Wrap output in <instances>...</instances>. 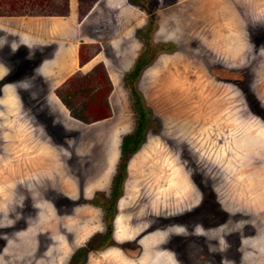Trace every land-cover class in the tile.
Listing matches in <instances>:
<instances>
[{
  "label": "rangeland",
  "instance_id": "obj_1",
  "mask_svg": "<svg viewBox=\"0 0 264 264\" xmlns=\"http://www.w3.org/2000/svg\"><path fill=\"white\" fill-rule=\"evenodd\" d=\"M50 3L0 12V264H68L105 231L135 127L126 77L144 55L133 85L148 125L109 237L79 264H264V0ZM59 58L72 68L43 74ZM202 192V208L217 199L237 217L201 228Z\"/></svg>",
  "mask_w": 264,
  "mask_h": 264
},
{
  "label": "trees",
  "instance_id": "obj_2",
  "mask_svg": "<svg viewBox=\"0 0 264 264\" xmlns=\"http://www.w3.org/2000/svg\"><path fill=\"white\" fill-rule=\"evenodd\" d=\"M128 2L134 6H141L142 9L148 10V0H128ZM50 0H0V12H3L2 14L5 16H17V15H23L28 14L29 12H38L43 15H53L50 12V9H48V6H50ZM150 13V12H149ZM152 21L150 20V23ZM148 23V27L145 29V33H139L143 35V39L145 44L147 45V41L149 39L148 33L151 31V25ZM147 52V49H145ZM148 63L146 55L141 57L134 68L128 73L126 77V84L130 89L131 98H132V109L135 113V127L132 132L125 134L121 138V142L119 145V163L116 168V172L114 173L112 184L110 187V195L109 201L112 204V207L107 204H105L106 207V225H108V228L106 229L109 231L110 229V221L113 215V207L115 206V201L119 197L120 189L119 185L121 183V173L120 168L122 171L125 169L126 160L128 157L135 152L144 136V132L147 128L148 121H147V111L143 105L142 97H140L137 90L134 88V81L137 77V75L140 72V69L142 66L146 65ZM4 80L0 81L3 82ZM65 102V100H64ZM66 103V102H65ZM67 105V103H66ZM118 169V170H117ZM96 202V198L92 203ZM99 235V234H98ZM98 235L95 234L89 238V248H92L93 250H97L99 248L100 242L98 241ZM87 249L86 247H82L78 252H75L68 264H79L83 261V257L85 256Z\"/></svg>",
  "mask_w": 264,
  "mask_h": 264
},
{
  "label": "flooded vegetation",
  "instance_id": "obj_3",
  "mask_svg": "<svg viewBox=\"0 0 264 264\" xmlns=\"http://www.w3.org/2000/svg\"><path fill=\"white\" fill-rule=\"evenodd\" d=\"M115 172H116V168H115ZM113 176H114V174H113ZM112 180H113V178L111 179V184H112ZM99 194H101V193L99 192ZM96 196H97V193L95 195H93L92 199H94ZM110 197H111V195H110V188H109V197L105 201L101 202V207L103 209V220H104V222L106 220V214H107L105 204H107V202H108V205L112 207V204L109 201ZM203 200H204V193L202 192V198L198 203L199 204L198 207H196V214H195V216H196L195 220L197 221V223L199 222L201 228L203 227L205 230H208L211 228H216V226L223 225V224L227 223V221L230 219H231V221H233L232 219H235L237 217L236 214L234 213V211L232 213H229L228 210L226 211L225 207L222 206L220 201H218L217 199H213L214 201H212L208 207L202 208L201 206L203 205ZM67 202H69V201H67ZM68 205H71L70 202L68 203ZM23 207H24V211H26V212L31 211V212H33V214H35L36 217L39 216L40 210H38V209L37 210L36 209L31 210L29 205L23 206ZM33 207L38 208L36 206H33ZM209 220H212L214 222L208 223ZM107 228H108V225L105 224V231H103L99 235L97 234L98 238H99L98 241L100 242V244H98L99 245L98 249H102V245L104 244V242L109 237V231L106 230ZM230 235L235 236V233H231ZM231 240L233 242H235L233 244L234 247H237L238 239L236 238V241L234 239H230V241ZM229 245H231V244H229ZM84 247H86V249H88L89 245L88 244L84 245ZM235 257L238 258L239 255H235ZM175 264H178V263L175 262Z\"/></svg>",
  "mask_w": 264,
  "mask_h": 264
},
{
  "label": "crops",
  "instance_id": "obj_4",
  "mask_svg": "<svg viewBox=\"0 0 264 264\" xmlns=\"http://www.w3.org/2000/svg\"><path fill=\"white\" fill-rule=\"evenodd\" d=\"M70 1H72V0H70ZM127 1V4H129V5H131V6H134V5H132V4H130L129 2H128V0H126ZM74 13V12H73ZM72 13V14H73ZM49 17H52V18H49ZM46 18V17H45ZM47 18H49L50 20H56V19H58L57 17H55V16H48ZM67 18V17H66ZM66 18H65V20H66ZM69 18V17H68ZM61 20H63V19H61ZM65 20H64V22H65ZM76 28V27H75ZM72 30V31H71ZM76 30V29H75ZM67 31H69V32H73L74 30H73V27L70 25V28L69 29H67ZM26 34V33H25ZM36 37L35 36H33V37H30V36H28V35H25V38H23L22 39V42H23V44L24 45H27V43L28 44H30V42H34V39H35ZM36 40V39H35ZM65 45H63V44H61V48L62 49H64V48H66V47H64ZM60 47V46H59ZM68 48H66V50H67ZM68 52V54H70V51H67ZM66 52V53H67ZM65 53V54H66ZM65 56V55H64ZM61 58V57H60ZM60 58L59 59H57L54 63H53V65L50 67V69L48 70L47 69V65H46V63L43 65V69H42V72H43V74H45V73H48L49 75L51 74V71L53 72V69H54V72H55V70H56V72L55 73H63V72H65V71H67V70H70L72 67V64H73V62H72V60L71 61H67V62H65V67L62 69L61 68V65H60ZM64 58V57H63ZM57 69H58V71H57Z\"/></svg>",
  "mask_w": 264,
  "mask_h": 264
}]
</instances>
